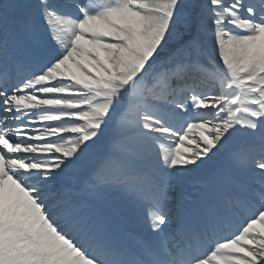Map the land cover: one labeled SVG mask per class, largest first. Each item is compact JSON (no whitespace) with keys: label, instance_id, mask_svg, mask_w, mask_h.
<instances>
[{"label":"snow or ice","instance_id":"snow-or-ice-1","mask_svg":"<svg viewBox=\"0 0 264 264\" xmlns=\"http://www.w3.org/2000/svg\"><path fill=\"white\" fill-rule=\"evenodd\" d=\"M0 264H264V0H0Z\"/></svg>","mask_w":264,"mask_h":264},{"label":"bare ground","instance_id":"bare-ground-1","mask_svg":"<svg viewBox=\"0 0 264 264\" xmlns=\"http://www.w3.org/2000/svg\"><path fill=\"white\" fill-rule=\"evenodd\" d=\"M221 159H222L221 157H217L215 161L210 162V163H211L213 166H214V165H217V164H219V163L221 162ZM185 191H186V193H191L192 195H195V194H196V193H195V188H194L193 185H187L186 188H185Z\"/></svg>","mask_w":264,"mask_h":264}]
</instances>
